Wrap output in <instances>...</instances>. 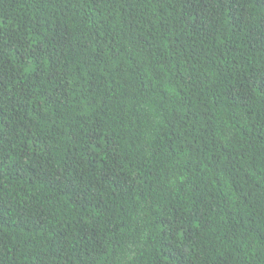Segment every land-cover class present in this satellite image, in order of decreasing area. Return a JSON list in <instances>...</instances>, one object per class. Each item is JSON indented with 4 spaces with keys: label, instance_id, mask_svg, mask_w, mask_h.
Wrapping results in <instances>:
<instances>
[{
    "label": "trees",
    "instance_id": "trees-1",
    "mask_svg": "<svg viewBox=\"0 0 264 264\" xmlns=\"http://www.w3.org/2000/svg\"><path fill=\"white\" fill-rule=\"evenodd\" d=\"M0 264H264V0H0Z\"/></svg>",
    "mask_w": 264,
    "mask_h": 264
}]
</instances>
